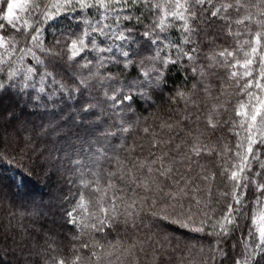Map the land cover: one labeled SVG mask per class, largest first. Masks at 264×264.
I'll use <instances>...</instances> for the list:
<instances>
[{"label":"snow or ice","instance_id":"6c2138e0","mask_svg":"<svg viewBox=\"0 0 264 264\" xmlns=\"http://www.w3.org/2000/svg\"><path fill=\"white\" fill-rule=\"evenodd\" d=\"M217 2L218 0H0V72L4 73L3 78H0V94L18 96L21 99L27 97L37 107H47L54 97L71 100L83 96L85 102L80 104L78 111L72 113L69 119L76 123L78 129L83 128L95 135L97 143L111 137L119 146L121 136L133 130L127 121L134 119L137 109L144 104L153 106L154 96L157 99L163 98L173 71L192 73L193 80L214 77L217 82L223 74L229 88L234 86L237 89L236 98L227 99L229 88H217L219 95L213 97L215 103L201 109L200 104H197L199 96L193 92L192 97L187 98V103L193 105L199 115L181 119L199 120L203 116L204 126L213 132L226 125V130L238 138L237 142L232 146L224 143L219 147L209 146L199 136L188 133L186 135L190 138L184 143L186 151L182 148L176 154H182L181 160H176L166 152L159 156L156 152H150V160L133 163L132 167L137 171L142 169L145 173H154L157 178L168 180L174 188L173 192H164L151 176L142 180L139 176L131 175L130 171L125 175L135 188L161 194L158 200L151 201L149 198L147 202L153 209L157 204L161 205V212L167 214L161 216V212L153 210L150 213L152 216L192 232L214 237L209 249L213 261L219 257V264H264V171H252L253 161L258 169L264 170V161H261V149H264V19L253 20L248 15L225 24L222 31L233 37L240 33L231 30L232 24L245 25L247 30L248 23H252L256 30L251 32L252 38L244 40L235 51L228 48L218 51L213 49L210 56L197 50L201 44L205 48H211L218 38L213 37L210 32L205 33L204 26L211 27L224 21L226 17L221 12L235 8L232 3H220L217 7ZM84 12L92 18L82 15ZM71 13H76L74 18ZM22 14H27L29 19H24ZM261 16L264 17V12ZM65 20L67 25L61 31L57 22L63 23ZM73 20L76 22L75 26ZM172 20L182 22L176 33L177 39L164 44L160 34L176 27L171 23ZM117 25L118 30H113ZM53 28L56 30L52 31ZM141 28L144 29L143 32L140 31ZM14 34L23 38L25 47H14L20 43ZM163 39L167 40V35ZM107 41H111V44H107ZM141 41L144 43L141 44ZM125 44L128 48L124 47ZM245 45L250 47V51L244 53L245 59L241 62L236 57ZM17 52L21 53V61L25 57H32L36 62L35 66H27L24 73L20 74L11 64ZM116 52H119V57ZM146 52L149 53L148 56L144 55ZM69 64L74 70L82 71L79 76L73 71L70 79L65 81L60 70H66ZM189 64L193 66L188 67ZM128 69L132 70L130 75H134L135 80L129 77L121 80L114 75V72L123 75ZM199 87L204 94H211L210 86L200 83ZM90 89L96 90L97 96L105 98V111L102 112L100 106L92 102ZM185 95L179 90L175 92V96L181 99ZM2 99L3 96L0 95V102ZM226 103L232 110L231 119L228 116L220 118L222 113L228 112ZM21 111L23 113L24 110ZM10 115L13 121L19 119L14 112ZM176 123L165 122L162 127L172 131ZM105 124H110V128L105 129ZM237 129H241L243 135ZM143 132L151 135L148 127L143 128ZM71 134L73 133H66L64 139ZM160 143L158 139L152 140V146L157 151L160 150ZM94 147L95 145H90V148ZM173 147L180 148V145ZM97 153L102 154L105 161L109 160L107 149L101 147ZM213 156L222 161L217 168L223 191L215 188L217 173L210 172L199 163L201 158ZM79 163L76 161L77 167ZM177 163L181 164L188 175L181 174L179 169L171 166ZM37 165L43 167L39 159ZM115 175L114 172L107 173L103 187L98 179L83 184L90 193L98 194V199L93 201L77 192L76 207L63 213L65 223L73 227H88L96 232H104L106 229L109 232L118 231L124 226L137 227L135 210L141 208L140 203L132 200L124 204L122 211L118 207V203H124L122 198L108 196L106 189L114 187L110 178ZM22 183L21 178V184L17 187L22 186ZM250 185L253 195L259 193L254 200L249 197ZM197 196L200 198L197 199ZM2 197L3 188H0V198ZM104 199H107L108 206L101 203ZM249 203L258 210L246 212ZM89 204L96 207V212L90 213L95 217V222L85 225L79 217L81 210L88 211ZM169 209L171 212H168ZM245 217L247 223L242 227L241 221ZM52 223L55 225L56 220L53 219ZM82 247L89 248L90 245L83 244ZM80 260L81 257L77 256L70 264H79ZM54 264H65V261L54 258Z\"/></svg>","mask_w":264,"mask_h":264},{"label":"trees","instance_id":"16d2710c","mask_svg":"<svg viewBox=\"0 0 264 264\" xmlns=\"http://www.w3.org/2000/svg\"><path fill=\"white\" fill-rule=\"evenodd\" d=\"M220 3H232L235 8L221 12V15L226 17L224 21L217 22L211 27L204 26L205 33L210 32L213 37L218 38L215 39L211 48H205L201 44L197 50H202L210 56L213 49L218 51L228 48L230 51H235L244 40H250L251 32L256 30V26L252 23H248L247 30L245 25L232 24L231 30L240 33L239 36L233 37L222 31L225 24L243 19L248 15H251L253 20L264 19L261 16V13L264 12V0H239V3L237 0H218L216 6L219 7ZM241 5L243 6L241 7ZM236 9L239 11L237 12ZM22 15L24 19H29L27 14ZM75 15L76 13H71L73 18ZM82 15L88 19L92 18L87 12ZM57 23L61 31L67 25L66 20L63 23L59 21ZM75 23L73 20L74 26ZM147 23L146 20L145 24ZM171 23L176 27L160 34L164 44H167L169 40L177 39L176 33L182 22L172 20ZM118 28L119 25L113 30H118ZM55 30V28L52 29V31ZM24 31L27 34V29ZM140 31L143 32L144 29L141 28ZM14 35H17V40L20 41L14 47H25L23 38L18 34ZM165 35L168 37L167 40L163 39ZM207 39L206 36L205 40ZM143 43L144 41H141V44ZM107 44H111V41H107ZM124 47L128 48V45L125 44ZM249 51L250 47L245 45L238 52L236 58L242 62L245 59L244 53ZM37 54L39 55V53ZM20 55L21 53L17 52L13 56L11 64L13 68L19 70L20 74H23L27 66H35L36 62L32 57H25L21 61ZM144 55L148 56L149 53L146 52ZM116 56L119 57V52H116ZM257 61L258 58L254 60V65ZM192 66L188 65V67ZM109 67L111 66L109 65ZM150 67L151 65H149ZM73 71L79 76L82 70H74L70 64L66 70H60L65 81L70 79V73ZM100 71L102 72L103 69ZM240 71L243 70L240 69ZM131 72L132 70L128 69L123 75L120 72H114V75L119 76L121 80L125 77L135 80V76L130 75ZM192 75V73L173 71L168 82V90L164 92L163 98L157 99L154 96L153 106L144 104L142 108L137 109L136 117L127 121L133 130L121 136L119 146L111 137L97 143L95 135H91L83 128L78 129L76 123L69 119L72 113L78 111L80 104L85 102L83 96H77L71 100L54 97L53 101L48 102L47 107H37L27 97L21 99L18 96L0 94L3 96L2 102H0V157H3L0 160V188H3V197L0 198V264H54V258L62 259L65 264H70L77 256L81 257L79 264H219L220 258L213 261L212 253L209 252L214 237L192 232L190 229L152 216L150 213L153 210L161 212V205L157 204L153 209L147 201L149 198L151 201H156L161 194L135 188L128 176L125 175L130 171L131 175L139 176L142 180L146 176H151L152 180L160 188H163L164 192H173L174 188L170 186L168 180L157 178L154 173H145L142 169L137 171L133 169V163L150 160V152H156L157 156L166 152L176 160H181L182 154L181 156L176 154L182 148L186 151L184 143L190 138L186 135L188 133H191L192 136H199L200 140L209 146L219 147L221 143L232 146L237 142L238 138L226 130V125L213 132L204 126L203 116L199 120L184 121L181 119L185 116L196 117L199 115L195 107L187 103V98L192 97L193 92L198 94L197 104H200L203 109L205 105L215 103L213 97L219 95L217 88H229L223 74H221L219 82L214 77L193 80ZM3 76L4 73L0 72V78ZM200 83L210 86L211 94H204L199 87ZM177 90L186 94L184 99L175 96ZM236 91L234 86L229 88L227 99L234 100ZM90 93L93 97L92 102L97 103L102 112L105 111V98L97 96L96 90L90 89ZM25 105H27L26 108ZM225 106L228 107V112L222 113L220 118L228 116L231 119V107L227 103ZM13 112L19 119L15 121L11 119L10 113ZM79 118L78 116L77 119ZM66 121L67 123H65ZM173 121L177 123L172 131L162 127L165 122ZM104 127L108 129L110 124H105ZM145 127L150 129L151 135L143 132ZM54 128L57 130L53 131ZM33 130L34 132H32ZM237 130L243 135L241 129ZM69 132L73 134L64 139L65 134ZM4 133L9 141H4ZM29 135L34 137L31 146H28ZM154 138L161 141L159 151L152 146ZM13 140L15 141L13 142ZM90 145H95V147L90 148ZM173 145H180V148H175ZM35 146L38 147L36 152L33 150ZM101 147L107 149L108 161L104 160L102 154L97 153ZM38 159L43 167L37 165ZM76 161L80 162L79 167H77ZM261 161H264V149H261ZM199 163L210 172L217 173L215 188L223 191L217 168V165L222 161L213 156L201 158ZM171 166L179 169L181 174L188 175L180 163ZM258 170L264 171L258 169L256 162L253 161L252 171ZM111 172L116 175L110 178L114 187L106 189L108 196L116 195L122 198L124 203H118V207L122 211L124 204L130 203L132 200H136L141 205V208L135 210L137 227L124 226L118 231L109 232L106 229L104 232H96L88 227H73L66 224L63 213L76 207L77 192L84 194L87 199L93 201L98 199V194L90 193V190L84 188L83 184L98 179L100 186L103 187L106 174ZM25 173L27 175H24ZM192 174L194 175V173ZM21 178L23 179L22 186L17 187L21 184ZM121 189L122 191H120ZM256 195L259 193L253 195L250 185V199L254 200ZM199 198L197 196V199ZM101 203L108 206L107 199ZM249 210L255 212L258 209L249 203L245 211ZM93 212H96V207L89 204L87 212L81 210L79 219L85 225L94 223L95 217L90 215ZM168 212H171V209ZM165 214L167 213L161 212V216ZM53 219L56 220L55 225L52 223ZM246 223L245 217L241 221L242 227ZM6 225L9 226L8 234L4 229ZM50 225L62 229V233L58 234L60 238L58 241H56V234L46 231ZM36 227L40 228L43 234L47 232L46 236H42L41 233L36 234L35 231L31 232V229L28 230ZM180 240L182 241L180 242ZM83 244H88L90 247L83 248ZM132 245H136V247H131ZM22 247L24 254L19 253L23 249Z\"/></svg>","mask_w":264,"mask_h":264},{"label":"rangeland","instance_id":"374dc122","mask_svg":"<svg viewBox=\"0 0 264 264\" xmlns=\"http://www.w3.org/2000/svg\"><path fill=\"white\" fill-rule=\"evenodd\" d=\"M32 132H34V130H33ZM35 132H36V131H35ZM29 137H30V138H28V146H31V145L33 144L32 139H33L34 137H33V136H30V135H29ZM30 139H31V140H30ZM4 141H9V138L7 137V135H6L5 133H4ZM14 141H15V140H13V142H14ZM36 148H38V147H36V146H35V148L33 147L34 152H36V150H38V149H36ZM39 151H40V150H39ZM4 225H5V224H4ZM8 228H9L8 225H6L5 228H4V229L6 230V231H5L6 234H8V231H9ZM48 228H49V229H47L46 231H47V232H52L53 234H56V235H57L56 241H58V240L60 239L58 234H59V233H62V229H60V227H58V226H51V225H50ZM30 229H31V232L35 231L36 234L41 233L42 236H46V233H47V232H46L45 234H43L42 231L40 230V228H37V227H36V228H29L28 230H30ZM37 241H38V239H37ZM181 241H182V240H180V242H181ZM22 248H23V247H22ZM23 250H24V248H23L22 250H20L19 253H20V254H24L25 252L23 253Z\"/></svg>","mask_w":264,"mask_h":264}]
</instances>
